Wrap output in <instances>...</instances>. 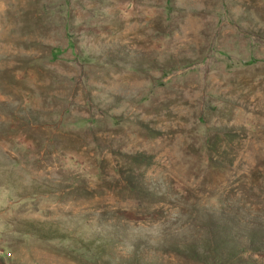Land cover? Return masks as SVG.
Returning <instances> with one entry per match:
<instances>
[{"label": "rangeland", "instance_id": "1", "mask_svg": "<svg viewBox=\"0 0 264 264\" xmlns=\"http://www.w3.org/2000/svg\"><path fill=\"white\" fill-rule=\"evenodd\" d=\"M0 264H264V0H0Z\"/></svg>", "mask_w": 264, "mask_h": 264}, {"label": "trees", "instance_id": "2", "mask_svg": "<svg viewBox=\"0 0 264 264\" xmlns=\"http://www.w3.org/2000/svg\"><path fill=\"white\" fill-rule=\"evenodd\" d=\"M51 55H52V59H54V58H56L57 53L56 52H52Z\"/></svg>", "mask_w": 264, "mask_h": 264}]
</instances>
